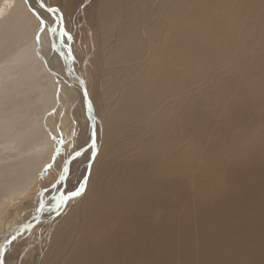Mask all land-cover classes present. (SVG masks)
<instances>
[{
    "label": "bare ground",
    "instance_id": "1",
    "mask_svg": "<svg viewBox=\"0 0 264 264\" xmlns=\"http://www.w3.org/2000/svg\"><path fill=\"white\" fill-rule=\"evenodd\" d=\"M42 1L48 7H52L51 0ZM114 1L116 2V0ZM135 1L145 3L146 5L144 6H148L149 11L137 10ZM211 1L207 2L215 5L213 7L214 9L211 10V15L205 13L203 9L199 12V18H194V12L196 11L188 12L186 9V5L189 4L190 0H187L185 5L183 3L177 5L175 0H123V2H121L123 5L119 7L117 15H115V17L113 16L112 23L108 22V25L110 24L109 32H111V34L113 30L117 32L118 39L116 43L111 45L108 59H101L97 67L101 69V67L105 65L110 67L114 64L115 69H113L109 75H111L112 83L117 85L118 90L114 97V101L109 103V106L105 109L104 120L108 125V129L116 137L129 135L130 143L128 142V144L131 146L132 152L129 151L128 154L121 158V163L118 165L115 172L106 170L109 166L105 165L97 169L92 176V168H94L93 165L96 162V155L100 148L97 139V125L101 124L102 119L97 116L99 113H97L88 92L91 108L96 117V142L91 144L88 148H83L91 142L93 135V127L90 123V119L86 115L87 125L90 130L89 138L84 143H80L76 150L81 151L82 154L75 159L78 163L85 161L84 168L87 169L86 176L84 177L83 174L81 175L78 185L74 190H70L66 187V180L57 184L61 192L66 191L69 194L76 192L81 188V185H83V190L79 192V195H75L74 197L70 195L68 201L73 202L78 198L84 197L86 200L80 203V207H83V209L85 208L86 211H84V215L81 219H73L68 215L65 221L57 226V231L64 235L68 233L67 231L70 227L71 229L77 227L74 233L70 234L65 242L61 241L62 237L55 241L56 250L52 253L50 252L51 257L50 259L48 258V264H61V261L63 264H173L174 260L172 261V259H174L175 256V249L172 245L174 239L171 234L184 231L182 223L177 222L180 217L187 219L189 211L187 209V213H185L186 211L183 210V215H181L179 207L185 206L187 203L186 196L188 195L189 180L192 179L191 171L194 165L191 160L193 154V124H195V127L204 124L203 120L209 117L207 112H213L221 101L217 102L215 96L217 89L215 85L211 84L209 86L206 85L205 93L197 98L195 102L196 105L191 107L188 104V97H190L194 91L189 89L190 85L198 81L201 82L204 78L210 80L209 77L214 76L220 71L216 65L222 62L226 57H229V55H233L231 61H229L228 65L222 70V74L220 73V75H222L221 79L218 78L219 80H217L215 84H219L220 82L223 83L221 90H224L227 88L226 86L231 84L237 85V90L235 91L237 94L234 103H238L239 106L236 108L239 110V113L244 112L247 116L253 117V119L246 122L241 129H249L252 125L256 126L254 124L255 114L263 107V100L261 99L263 96L261 92L264 90V79L261 77L262 70L260 69L264 68V48L261 47L263 51H261L258 56L251 58H248V53L246 54L244 52L240 55L236 52L240 49V41H250L253 45H257L261 41L262 36L259 33V29L264 20V16H262L264 2L259 0ZM252 1H258L259 7L249 12H253L252 16L245 18L242 9H250ZM89 2L92 4L91 8L94 9L93 12L95 15V19L92 20H94L95 26L101 29L104 25V23L103 25L101 24L102 20L106 17V8L104 9V6L106 4L111 5L112 1L109 3L108 0H87L84 5L80 6L82 11H84V8L87 7ZM39 7L40 3L36 0L0 1V34L6 33L7 35V33L21 32L20 41L23 44L20 49L13 54L10 61L8 60L9 63L7 65L5 64L6 66H3L4 68H0V78L6 73L13 75L16 73L18 74L17 78L20 79L24 77L26 73L47 70L48 73H50V79L52 81L50 80L49 83L50 89L41 94V103L43 105H48L49 102L53 100L54 94L57 95L67 91L70 93V96L68 94L69 102L74 103V101H76L79 103L82 109L84 108L86 114V98L83 89L79 79L68 72V66L64 58V56H68L70 47L72 53L71 59L69 58L70 65L77 74L84 79L87 90H89L88 79L84 77L86 73H83L84 69L82 70V66L78 61V51L74 46L75 37L73 35L72 39L67 41V44H64L57 39L58 34L56 32H53V40L49 32L51 50H49V45H46L48 50L41 47L42 36L45 34L46 29H48L47 31H49L50 27L60 29L62 23L59 19V13L48 12L44 8L39 9ZM29 8L33 11H38L39 15H34ZM116 9H118V6H116ZM46 14H48L50 18L53 17V19L49 21ZM223 16H226L225 18L229 20L230 25H226L227 27L219 23ZM207 17H209V19ZM41 18L44 20L43 24L41 23ZM142 19L148 22L145 23V29L150 31V33H148L150 35V49L148 48L150 52L145 57L141 54L145 44L141 46L140 38L138 37L137 39L138 23L140 24ZM206 19L209 23L214 24V29H202L201 22ZM33 21H35V26H31L32 28H30ZM52 21H56L55 27ZM63 27L69 31L67 21H64ZM105 28H107V26H105ZM254 29L255 31L253 32ZM202 33H204V37L200 38L201 35H203ZM36 34H39L41 39L40 43L36 40ZM111 34L108 35L110 36ZM1 35L0 49H2L1 40L4 38V36ZM52 41L57 45L55 49L52 47ZM71 44L77 52L76 54ZM37 47L41 55L47 59L51 71L47 69L43 59L38 55ZM248 50L249 49L246 51ZM55 52L65 61V73L67 72L65 76L54 69L55 65L53 62H55ZM49 53L52 55V58L49 56ZM238 56H242L243 59ZM241 62L247 64L244 67L245 69H241ZM118 64L121 65V67L119 66V68L116 69ZM96 75H99V73ZM56 79L64 81L65 83L64 85L62 84L63 86L60 91L55 89V87L59 85ZM194 86H196V84ZM241 91H244L245 94L242 95ZM219 94L223 96L224 92L221 91ZM192 97L194 98V96ZM190 102L192 103L193 101ZM31 107H33L31 104H26L27 109H31ZM15 111L16 113L12 111L13 116L9 119H6L7 116L5 117L3 115L5 119H2V122L0 121V133H3L2 135L6 137H13L21 143L28 137L27 131L31 127H27L14 134V129L12 130V128L15 126L14 124L19 114V112H17L18 110ZM237 116L238 115H233L231 118L235 120ZM18 119L21 120L20 116ZM32 132L33 133H30L29 137L40 138L39 134L41 133V135H43V143H48V136L43 129H39L35 126ZM227 135H229V133L225 130L222 137L226 138L224 136ZM239 138L240 137L236 138V140L232 142L237 150H240L236 144L241 143L237 141ZM42 148H44V146ZM115 149L116 145H114L112 150L114 156H116L114 153ZM86 150H90L89 160L84 159V153H87ZM26 151V153H28V158L22 160V166L23 169L27 167V170L25 171L22 169L19 171L18 175L8 179L7 177L6 179H0V185L3 184L0 186V190L4 193L20 190L30 182L32 172H35V170L33 171V165L37 157L40 156L41 150L32 151L26 149ZM93 152H95V156H92ZM57 155L56 153L53 161H55ZM210 155L219 161L215 165L216 168H212L217 170V172L212 169H209V171L202 169L200 172L201 178L199 177L198 179L201 183L207 180L204 185V190H202L203 187H199L201 195L207 197L206 199H211L210 196L212 193L215 195L220 193L222 189L220 182H222V180L224 181L226 178H224L223 175L227 167L226 156L221 154V152L218 153V151ZM74 161L71 162L69 167L72 166ZM207 166L208 165H206V167ZM250 172L254 171L251 170ZM60 175L61 169L58 172V177H60ZM249 179L252 180V178ZM47 189L50 191L51 187ZM241 193L245 194L243 192ZM251 194H248L249 199L252 198L249 197ZM261 194L263 195L264 193ZM36 197H39V201H45L46 208L49 206L51 196L45 191V188L42 187ZM34 200L36 201V198ZM244 200V195L240 198H236V200H230V204L232 205L228 204L227 206H234V208L228 209H236L240 205H244L251 201L246 200L247 202H244ZM260 201L262 207L259 205L261 209L260 207L258 209H260L261 213H264V200L261 199ZM65 203L59 206L56 203V205H54V213L49 216H44L45 208L41 213L39 222L43 221L46 224L54 221L55 223V219L58 215L64 217L66 215V209L63 210V212L62 209ZM80 207L76 206V209ZM36 209L29 220L18 219L19 221L14 222V224L10 225L4 232L0 233V241H2V243H0V255L4 245H6L4 264H9V261H11L12 254L10 255V251L18 237L23 234V232L33 229L30 228L31 224L36 221L37 215L40 213V211ZM223 210H225V208ZM76 213L78 212L76 211ZM177 219L178 221H176ZM182 222L184 223L183 220ZM206 226H208L207 223ZM210 226L209 224L208 227ZM244 228L243 234L237 233L234 235H238L237 238L227 239L223 244H226L225 246L235 245L238 247L240 243L247 241L249 238L250 240L252 238H258L264 241V237H255L253 226L251 228ZM179 229H181V231ZM161 233H164L162 237H160ZM14 234L17 236L9 244L8 241ZM40 237L44 238L43 235ZM69 239L71 240L69 241ZM262 243L264 244V242ZM262 251H264V249ZM40 253H42V250ZM226 253L233 255L234 251H227ZM219 258L221 259V256H218L215 262H218ZM66 259L68 260L66 261ZM169 261L172 263H169ZM186 262L187 261H184L181 264H186ZM206 264H213V262L209 259Z\"/></svg>",
    "mask_w": 264,
    "mask_h": 264
},
{
    "label": "rangeland",
    "instance_id": "2",
    "mask_svg": "<svg viewBox=\"0 0 264 264\" xmlns=\"http://www.w3.org/2000/svg\"><path fill=\"white\" fill-rule=\"evenodd\" d=\"M0 1L2 2V0ZM86 1L87 0H51V3H52V7H58L59 9H61L64 15V21L65 22L67 21L69 27L68 30L72 33V36L74 35L75 37L74 46L78 51V61L82 66V70L84 69L85 71V72L83 71V73L84 74L86 73L85 74L86 76L84 75V77L88 79V85H89L88 92L90 98L92 99L95 105L97 113L101 115L100 116L99 114H97V116L102 119V120L100 119L102 121L101 124L97 125L98 126L97 139L100 148L98 154L96 155V162L94 161L95 162L93 165L94 168H92L93 172H91V174L93 176V174L97 171V169L105 165L109 166L106 170L108 171L110 170V172L112 171L115 172L116 168H118V165L121 163L122 160L121 158L124 157L126 154H128L129 151L132 152L131 151L132 149L131 146L128 144V142L130 143L129 135L128 136L121 135V137L119 136L116 137L108 129V125L107 123H105L104 120L105 109H107L109 103L114 101L115 99L114 97L118 90L117 85L112 83L111 75H109L110 72L113 69H115V66L114 64H112L110 67H107V65H105L104 67H101V69L97 67L98 62L101 59L104 60L108 59L110 55L109 49L111 45L117 42L118 39L117 32H115L114 30L112 34L111 32H109L110 24L108 25V22L112 23L113 16L115 17V15H117L119 7L123 5L121 3L123 2V0H119V2L118 0H116L117 3L114 0H110V1L108 0L109 3H111L112 1L113 5L109 4L110 5L109 6L108 4H106L104 6V9L106 8L105 9L106 17H104L102 20L101 24L103 25L104 23V25L102 26L101 29L100 28L98 29V27L95 26L94 20H92L95 19V15L93 12L94 9L91 8L92 4L90 2L88 3L87 7L84 8V11L81 10L80 6L84 5ZM210 1L211 0H200V1L190 0L189 4L186 5V9L188 12L196 11L194 12L195 13L194 18H199L200 16L199 12L200 10L203 9L205 13H209L211 15V10L214 9L213 7L215 5L214 4L212 5V3L210 4L207 3ZM212 1L215 2L216 0H212ZM259 1L264 2V0H259ZM175 2L177 5H179L180 3H183L185 5L187 0H175ZM135 3L137 10L149 11L148 6L146 7L144 6L146 5L145 3L140 1L139 2L135 1ZM116 6H118V9H116ZM113 7L115 8V10ZM257 7H259V2L252 1V6H250V9H245V8L242 9V13H244L245 18L252 16L253 12L251 13L249 12L254 11L255 9H257ZM39 9H41V7H39ZM262 9L264 10L263 7ZM31 11L34 13V15L36 14L33 10ZM262 16H264V11L262 12ZM46 17L49 21L53 19V17L50 18L48 14H46ZM225 17L226 16H223L219 21V23H221V25L223 26L226 25L229 26L230 25L229 20ZM207 18L209 19V17ZM142 20L140 24L138 23L137 39L138 37L140 38L141 46L145 44L143 46L144 48H142V53H141L142 56L145 57L150 52L149 51L150 35L148 34L150 33V31L148 29H145L146 28L145 23L148 22H146L145 19L143 21ZM207 22H208L207 19L201 22L202 29L215 28L214 24ZM52 23H54V27H55L56 21L54 22L52 21ZM31 26L32 27L35 26V21L32 22L30 28H32ZM105 26H107V28H105ZM56 29H57L56 33L58 34L59 28ZM47 30L48 29H46L45 34H43L42 40L40 39L39 34H36L35 36H36V40L39 41V43L41 40V47H44L46 50H48L46 48V45H49L50 47L49 50H51V44L49 42V31ZM254 31L255 29L253 30V32ZM259 33L261 34L262 37H261V41L257 45L256 44L253 45V43L250 41L248 42L240 41L241 46L236 53H239L240 55L243 54L244 52L246 54L248 53L247 54L248 58L258 56L260 52L263 51L262 48H264V20H263V24H261V27L259 29ZM1 34L0 35L4 36V38L3 40H1L2 49L0 50L3 52L0 51V68H4L3 66H6L9 63L13 54L18 49H20V47L23 44L20 41L21 32L17 31V32H12L10 34L7 33V35L6 33L5 34L1 33ZM108 34L111 35L109 36ZM202 34L203 35H201L200 38L204 37V33ZM37 37H39V39H37ZM71 47L73 48L72 44ZM247 49L249 50L246 51ZM37 51H38V47H37ZM76 53L77 52L75 51V54ZM49 56H51L52 58V55L50 53ZM232 56L233 55H229V57H226L225 59H223L222 62H219L216 65L220 69V71H218L215 74L216 76L214 75L209 77L210 80L204 78L202 79L203 81L201 82L198 81L197 83H194L189 87L190 90L194 91L192 95L188 97L189 100L188 104L191 107H194L196 105L195 102L197 101V98L201 97L205 93L206 85L209 86L213 84L216 86L217 90L215 96L217 102H219L220 100L221 101L213 112H209L207 110L208 111L207 115L209 117L208 118L206 117V120H203L204 124L200 125L199 127L197 126L195 127V124H193V131H194L193 139H192L193 154L191 160L194 165L191 171L192 179L189 180L188 195L186 196L187 203L185 206L179 207L181 215H183L182 214L183 210L186 211L185 213H187V209L189 210L187 214L188 220L186 218L183 219L182 217L178 218L179 221L178 219L176 221H178L177 223L179 222L182 223L183 225L182 227H184V231H181V229H179L181 232L178 231L177 233L171 234L174 239L172 245L173 248L176 250V251L174 250L175 253L174 255L177 257L176 258L174 256V259H172V261L174 260L173 264H181L184 261H187L186 264H206V262H208L209 259L213 262V264H217V263L264 264V257H263L264 251H262L264 249V244L262 242L264 241L258 238H252L251 240L249 238L247 241L240 243L238 247L235 245L225 246L226 244H223L224 241L227 239L229 240L232 238L233 239L237 238L238 235L234 236L237 233L243 234V230H245L244 227L251 228L253 226V233L255 237H264V213L260 212V209L262 207L260 200L261 199L264 200V196H263L264 194L263 195L261 194L264 193L263 191L264 190V171H263L264 170V90L263 92L259 90L263 96V98H261L263 100L262 103L263 107L258 111L257 114H255L256 117H254L255 118L254 124L256 126L252 125V127H250L249 129H244V130L241 129V127H243L246 124V122L251 121L253 117L247 116L244 112L239 113V110L236 108L237 106H239L238 103H234V99L237 94L235 92L237 90L236 89L237 85L235 86L234 84H231L226 86L227 88H225L224 90H221L223 83L220 82L219 84L216 83L217 85L215 84L217 80L221 79L222 75H220V73L222 74V70H224V68L228 65L229 61H231ZM238 57L243 59L242 56H238ZM54 60H55V62H53V64L55 65L54 69L58 70L63 76H65V74L67 73V72L65 73L66 71L65 61L62 59V57L59 54H56V52H55ZM240 65H241V69H245L244 67L247 64H245V62H241ZM119 66L121 67V65L118 64L116 69H118ZM260 70H262L261 77L262 79H264V68ZM95 73L96 74L99 73V75L101 76L96 75ZM17 76L18 74L16 73L14 75L10 73H6L3 77L1 76L0 78V93H1L0 121L2 122L3 121L2 119H5L3 115L5 117L6 116L8 117V118L6 117V119H9L11 116H13L14 112L16 113L15 110H18L17 111L19 112L18 118L20 116L21 120L17 118L14 124L15 126H13L12 128V130L14 129V134L19 131H22L27 127H31V128L28 129V131L26 130L28 132V137L25 138L24 142L21 143L17 139H14L13 137H6L2 135L3 133H0V135H2L0 136V179H6V177L8 179L11 178L12 176L18 175L19 171L23 169L22 160L28 158V153H26L27 152L26 149L32 151L41 150V152H40V156L37 157V160L35 162V164L38 162L37 163L38 165L37 164L33 165V171L35 170V172H32L33 177L31 176L30 182L27 185H25V187L10 193L9 192L4 193L3 191L0 190V233L4 232L10 225L14 224V222H17L19 220L27 221L30 219L32 213L37 208V204L39 201V197H36V195L39 194V193L37 194L38 190L40 191L42 187L47 189L52 186V184L56 181L58 177V172L61 169V166L63 165L65 159L69 156L71 152H73L78 148L80 143L82 142L84 143L85 141L88 140L89 132H90L89 126L87 125V118L84 108L82 109L81 105L76 101H74V103L69 102L68 99V97L70 96L69 92L64 91V93L61 94L60 93L57 95L54 94L53 100L50 101L48 105H43L41 103V94L46 90L50 89L49 83L51 79H50V73H48L47 70H41L35 73H26L25 76L21 77L20 79H18ZM56 81L59 83V85L58 87L56 86L55 89L57 91H60L61 87L65 83L64 81H59L58 79H56ZM195 84L196 86H194ZM221 91L224 92L223 96L219 94L221 93ZM241 93L242 95L245 94L244 91H241ZM192 96H194L195 99ZM63 98L64 99L66 98L65 99L66 101ZM190 101H193L192 103L195 104H192ZM26 104L27 105L31 104L33 107H31V109H27ZM233 115H238L235 120L231 118V116ZM35 126L39 129L44 130L45 134L48 136V143L46 142L43 143L44 142L42 137L43 135H41V133L39 134L40 138L29 137L30 133H33L32 131L35 128ZM225 130H227L229 135L224 136L226 138H223L222 134H224ZM238 137L240 138L237 141H240L241 143L240 144L236 143V144L237 147L240 148V150H237L232 144V142H234ZM61 140H63L65 143L61 145L60 149L62 150L58 152L55 161H53L55 154L58 151V145ZM69 143L71 144V147H69ZM112 144L116 145V149L114 150L116 156L112 154V150L114 148V145ZM43 146L44 148H42ZM216 151H218V153L221 152V154L226 156L227 167L225 168L223 174L224 178L225 177L226 178L224 179V181L222 180L223 183L220 182V186L222 187L220 193L218 195L212 193V195L210 196L211 199H206L207 197L201 195L199 187L200 188L203 187L202 190H204L205 189L204 185L206 184L207 180L206 181L202 180L203 183H201L200 181H198V179L199 177L201 178L200 172L202 169L209 171V169L216 168L215 165L219 161L211 157L210 155ZM86 152L87 153H84V159L89 160L90 150H86ZM48 165H53V166L48 167ZM84 165H85V161L78 163V161L76 162L75 160L72 163V166L70 167V175L66 180V187H68L70 190L72 189L74 190L77 187L82 174L84 177L86 176L87 169L84 168ZM206 165L208 166L206 167ZM23 170L26 171L27 167L24 168ZM251 170L254 172H250ZM215 171L217 172V170ZM249 178H252V180ZM241 192L245 194H242ZM248 192L250 194L252 193L251 195H249V197H252L251 199L248 198V194H249ZM242 195L245 196L244 202L250 200L251 201L249 203H246L244 205L242 204L239 207H237L236 209L238 210L228 209V208H234V206L232 207L227 206L228 204L232 205L230 204V200L231 201L236 200V198L238 197L240 198ZM35 198L36 201L34 200ZM84 200H86L84 197L78 198L73 202L67 200L64 208L62 209V212L63 210L66 209L65 211L66 215L64 217L58 215V217L55 219L56 221L55 223L54 221H52L45 224V222L41 221L36 225V227L34 226L33 229H29L30 231L23 232V234H21L18 237V239L15 241V243L12 245V250L10 251L11 252L10 255L11 254L12 255L9 264H39V263L48 264V261L51 257V253L56 250L55 241L60 237H62L61 241L65 242L70 236V234L74 233V230L77 227V226L73 227L72 228L73 230L70 227L67 231L68 233L64 235L63 233H59L57 231V226L63 223L68 215L73 219H81V217L84 215V211H86L85 208L83 209V207L82 208L80 207V203H83ZM54 205H56V202L52 201L50 198V204L45 209L44 216H49L50 214L54 213L55 210ZM76 206L80 208L76 209ZM259 207L260 209H258ZM224 208L225 210H223ZM76 211L78 213H76ZM182 220L187 226L182 222ZM206 223L208 226L210 224L211 225L210 227L212 226L215 227L210 228L206 226ZM163 234L164 233H161L160 237H162ZM41 235H43L44 238H41L40 237ZM70 240L71 239H69V241ZM0 243H2V241H0ZM29 244L31 245V247ZM41 250L42 253H40ZM12 251L13 252L16 251V252L13 253ZM227 251H232V252L234 251V253L233 255H230L226 253ZM218 256L219 257L221 256V259L219 258L218 262H215ZM13 257L16 259H14ZM67 260L68 259H66V261ZM60 263L63 264L62 261ZM169 263L172 262L169 261Z\"/></svg>",
    "mask_w": 264,
    "mask_h": 264
},
{
    "label": "snow or ice",
    "instance_id": "3",
    "mask_svg": "<svg viewBox=\"0 0 264 264\" xmlns=\"http://www.w3.org/2000/svg\"><path fill=\"white\" fill-rule=\"evenodd\" d=\"M40 7L44 8L45 5L43 4V2L40 3ZM47 11L52 12V13H59V9L56 8H48ZM59 19L62 21L63 20V16L61 15L59 17ZM41 23H44L43 18H41ZM50 31L52 32H57V29L52 28L50 29ZM37 39H39V37H37ZM58 40H60L62 43L67 44V41L71 40L72 37L69 33V31H67L63 26L60 27L59 32H58ZM56 44L54 43L52 45V47L55 49L56 48ZM68 56L71 59L72 57V53H71V48L69 47L68 50ZM61 145H63L65 142L63 140L60 141ZM69 147H71V144L69 143ZM62 149H58V152L61 151ZM81 151L79 150H74L73 152H71L69 154V156L65 159L63 165L61 166V175L59 177V181L57 183H61L65 180L68 179L69 175H70V167L69 165L71 164L72 161H74L77 157H79L81 155ZM53 165H48V167H52ZM83 190V185H81V188L79 190H77L76 192H73L71 194L65 192H61L60 189L57 187V184H52L51 186V190L49 191L48 189H45V191L48 192V194L51 196V200L55 201L57 203V205H62L64 204L69 198L70 195L71 196H75V195H79V192ZM46 206L45 201L44 200H40L38 205H37V211L42 210L44 207ZM10 243V242H9ZM0 264H4V260L3 257L0 256Z\"/></svg>",
    "mask_w": 264,
    "mask_h": 264
},
{
    "label": "water",
    "instance_id": "4",
    "mask_svg": "<svg viewBox=\"0 0 264 264\" xmlns=\"http://www.w3.org/2000/svg\"><path fill=\"white\" fill-rule=\"evenodd\" d=\"M36 1H37L38 3L43 2L42 0H36ZM43 4L45 5L44 9H45L46 11H47L48 8H56V9H59V8H57V7H48L44 2H43ZM34 12L36 13V15H39L38 11L34 10ZM48 12H49V11H48ZM59 15H60V16H61V15L63 16V13H62L61 9H59ZM60 16H59V17H60ZM63 17H64V16H63ZM57 22H58V17H57ZM61 23H62V26H63V25H64V18H63V20L61 21ZM52 28H53V27H50V28H49V32H50L51 38L53 37V32L50 31V29H52ZM69 33H70V35H71V37H72V33H71V32H69ZM52 40H53V38H52ZM52 43L54 44V41H52ZM37 53H38V55L43 59V61H44V63H45V66L47 67V69L50 70V66H49V63H48L47 59H46L44 56L41 55L40 50H39ZM64 58H65V60H66L67 66H68V72H69L70 74H72L73 76H75V77H77V78L79 79L80 85H81V87H82V89H83V92H84V95H85V98H86V102H85L86 115H87V117L90 119V123H91V125H92V127H93V135H92L91 142H90L89 144L85 145V147H83V148H88V147L91 146V144H94V143L96 142V117L94 116L93 111H92V108H91L90 98H89V95H88V90H87V86H86V83H85L84 79H83L82 77H80V75H78L77 72L74 70V68L70 65L69 57H68V56H64ZM50 71H51V70H50ZM60 148H61V143H59V145H58V149H60ZM57 154H58V151H57ZM92 156H95V152L92 153ZM69 166H70V165H69ZM58 181H59V177L56 179V181H55L54 183H55V184H58V183H57ZM54 183H53V184H54ZM38 193H39V190H38L37 194H38ZM36 196H37V195H36ZM45 208H46V206H45L42 210H40L39 215H37L38 217H37L36 221H34V222L31 224V227H30V228H33L34 226H36V224L40 221V219H41V213H42V211H43ZM24 227H25V226H24ZM6 233H7V232H6ZM16 236H17V235L14 234V235L11 237V239L8 241V243H9V242L11 243V242L16 238ZM10 243H9V244H10ZM5 247H6V245H4V247H3L2 251H1V255H0V256L3 257V260H4Z\"/></svg>",
    "mask_w": 264,
    "mask_h": 264
}]
</instances>
